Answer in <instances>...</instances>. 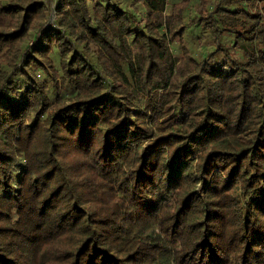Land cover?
I'll return each mask as SVG.
<instances>
[{"label": "trees", "instance_id": "obj_1", "mask_svg": "<svg viewBox=\"0 0 264 264\" xmlns=\"http://www.w3.org/2000/svg\"><path fill=\"white\" fill-rule=\"evenodd\" d=\"M0 264H264V0H0Z\"/></svg>", "mask_w": 264, "mask_h": 264}]
</instances>
